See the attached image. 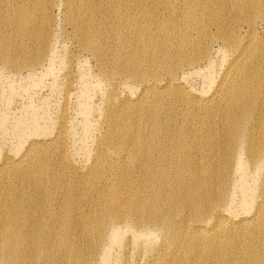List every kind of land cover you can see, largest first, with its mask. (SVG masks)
I'll use <instances>...</instances> for the list:
<instances>
[{
	"label": "bare ground",
	"instance_id": "obj_1",
	"mask_svg": "<svg viewBox=\"0 0 264 264\" xmlns=\"http://www.w3.org/2000/svg\"><path fill=\"white\" fill-rule=\"evenodd\" d=\"M114 1L70 0V4L77 8L83 47L93 44L103 50L110 39L115 40L119 46L116 64L129 76L139 77L141 94L136 104H124L110 117V112L106 114L103 140L113 146L111 153L99 149L95 175L89 178V171L82 184L68 180L67 194L59 188L70 171L49 169L41 159L49 151L35 148L28 158L3 160L0 264H96L106 238L123 242L120 227L114 229L119 224L129 226L128 239H137L134 231L143 228L163 233L165 241L143 264H175L179 259L183 261L178 264H264L256 245L264 239V213L257 207L251 218L234 220L229 215L232 170L247 164V152L251 160L264 157V115L256 113L264 38L258 39L250 23L246 41L232 31L221 35L237 61L221 75L210 96L200 101L179 86L184 80H178L175 69L194 63L195 59L180 58L195 47L192 58L202 51L206 53L202 58L210 54L212 40L201 42L204 25L198 27L197 19L190 17L198 28L194 33L187 27L179 29L175 19L156 21L153 28L127 29L123 25L127 16ZM251 1L175 0L167 9L178 15L180 6L197 4L207 12V7L225 2L232 10L244 12ZM160 3L154 1L157 11L166 10ZM52 6V0H0L1 66L14 70L36 66L48 40ZM106 11L115 18L109 36L100 31L106 29H95L99 15ZM147 20L153 24L152 15L142 8L138 22ZM224 24L219 18L213 21L219 29ZM158 44L164 49L161 53L156 50ZM98 48L91 50L100 65ZM144 48L151 52L147 62L142 51L134 50ZM182 73V79L186 78L187 72ZM14 177L20 184H13ZM241 192L240 204L247 212L252 208L251 189ZM126 246L118 264H131Z\"/></svg>",
	"mask_w": 264,
	"mask_h": 264
},
{
	"label": "rangeland",
	"instance_id": "obj_2",
	"mask_svg": "<svg viewBox=\"0 0 264 264\" xmlns=\"http://www.w3.org/2000/svg\"><path fill=\"white\" fill-rule=\"evenodd\" d=\"M52 1L53 6L49 9L47 23L48 40L44 44L41 58L36 66L14 70L0 65V168L6 158L14 161L22 157L28 158L30 152L32 155L34 154L33 149L35 148L49 151L46 156L41 157L49 169L54 168L64 173L70 171V174L64 176L60 182L62 187L59 189L64 195L70 191L67 188L68 180L72 181L73 179L75 183L82 184V180L87 178L89 171V178L95 175L100 166V161L96 160L101 157L97 155L99 149H102L105 154L111 153L113 146L103 140L107 134L105 131L106 114L110 112V117L121 110L124 104H136L142 91V85L139 77L129 76V73L121 71L116 64L119 46L115 44V40L110 39L107 47L103 50L100 46L98 48V45L93 44H90L86 49L81 42L82 33L78 30L77 8L73 9L76 5H71L70 0ZM154 1H161L166 10L157 11ZM174 1L115 0L113 4H117L120 13L127 16L128 21L123 22L127 29L134 30L146 25H151L153 28L156 21L160 23L162 20L170 21L172 19L177 21L179 29L187 27L192 33L198 29L196 24L198 27L204 25L205 37L203 36L201 42L212 40L210 54L207 58L206 55L205 58H202L205 53L202 51L192 58L190 56L193 55L192 51H196L195 47L180 58L181 60L195 59L194 63L186 66L180 65L175 69V72L179 74L177 75L178 80H184L183 85L179 86L183 89L187 88L186 90L190 94L202 101L210 96L226 69L233 67V63L237 61L234 59L233 52L226 46L225 40L220 36L232 31L233 34L241 38L250 23L255 27L253 33L258 39L264 38V3H260L261 0H252L247 7L241 4L242 8H246L244 12L232 10L234 8L225 2L214 4L210 8L207 7V12L205 8L201 9L197 4H192L182 8L180 6L179 10L175 11L178 14L176 15L170 14L167 9L172 7L171 4ZM221 5L224 9L221 8L220 11ZM46 6L49 5L46 3ZM142 8L152 15L153 24L148 20L138 22L139 12ZM211 8L214 11L213 14L208 12V9ZM190 17L196 18L197 23L195 24L194 19H190ZM99 18V28L94 26L91 30L94 28L106 29V31H100L109 36L108 32L115 26V23L112 22L115 19L114 16L106 11L99 15ZM215 18L225 21L224 28L219 29L213 25ZM247 39L248 34L241 40L246 41ZM92 47L101 51L100 65L92 53ZM144 49L134 50L142 51L145 62H147L151 52ZM132 50L133 48L129 51ZM156 50L161 53L164 49L158 44ZM200 57L202 59L198 60ZM172 61L176 62L174 59ZM258 62L261 90L260 105L256 107V113L257 116L263 117L264 58ZM262 66L263 70L260 71ZM133 70L139 72V69L134 68ZM182 72H187L184 79H182L184 75ZM248 154L249 152L245 154L247 164L243 165V168L236 167L238 170L233 171V169L231 174V194L233 195L230 196V199L233 198V202H231L232 213L229 215L234 220L251 218V214L254 210L257 211V207L261 213H264V157L251 160ZM241 157L244 159L243 152ZM257 163L259 164L256 165ZM12 181L16 185L21 182L17 177H14ZM241 187L245 190L251 189L250 204L252 208H249L247 212L245 209L243 211L240 204L244 201L242 199L244 195L241 192L243 188L241 189ZM119 225L114 229L118 230L120 227L119 232L116 231L123 235L121 236L122 240L124 239L123 242L120 244L109 238L108 240L111 241L108 242L106 238L103 242L105 245L102 243L98 250L96 264L100 262V264L119 263L118 259L120 261L123 255L124 245H127L125 241L132 232L131 230L129 232L128 225ZM124 228L125 230H123ZM143 229L134 231V238L137 239H128V241L130 240L129 244L131 242L133 245L134 242H137V245L135 243L134 246L131 244H128L129 247L126 246L131 264H143L145 258L153 253V249L165 241L160 230L158 232L156 229L153 231L152 229ZM256 245L258 253L264 255V239H258ZM104 249L105 251L102 252ZM105 258L107 261L103 260ZM181 261L183 259L175 261V264Z\"/></svg>",
	"mask_w": 264,
	"mask_h": 264
}]
</instances>
